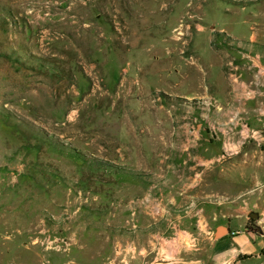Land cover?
<instances>
[{"label": "rangeland", "instance_id": "rangeland-1", "mask_svg": "<svg viewBox=\"0 0 264 264\" xmlns=\"http://www.w3.org/2000/svg\"><path fill=\"white\" fill-rule=\"evenodd\" d=\"M240 52L264 55V0H0V264L94 256L145 115Z\"/></svg>", "mask_w": 264, "mask_h": 264}, {"label": "crops", "instance_id": "crops-1", "mask_svg": "<svg viewBox=\"0 0 264 264\" xmlns=\"http://www.w3.org/2000/svg\"><path fill=\"white\" fill-rule=\"evenodd\" d=\"M240 53L239 78L221 63L174 92L193 105L145 115L141 146L114 160L136 171L125 223L97 230L82 264H264V72Z\"/></svg>", "mask_w": 264, "mask_h": 264}, {"label": "built area", "instance_id": "built-area-1", "mask_svg": "<svg viewBox=\"0 0 264 264\" xmlns=\"http://www.w3.org/2000/svg\"><path fill=\"white\" fill-rule=\"evenodd\" d=\"M248 58H253V60H255V61H257V62H259V64H258V68L260 69V71H263L264 72V63L262 62V57H261V55L260 54H254V55H248ZM235 70V68H233V70L231 71L232 72V75H233V78L234 79H237V78H239V75H238V72L237 71H234ZM249 94H251L250 92H249ZM242 127H243V131L241 132V135H245V132H244V129H247V128H249V125L245 122V121H242ZM177 226L176 224H173V226Z\"/></svg>", "mask_w": 264, "mask_h": 264}]
</instances>
